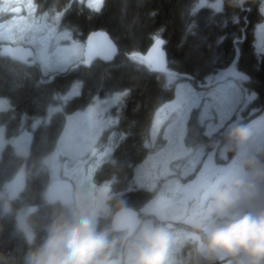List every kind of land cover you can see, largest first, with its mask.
Segmentation results:
<instances>
[{
    "label": "trees",
    "instance_id": "trees-1",
    "mask_svg": "<svg viewBox=\"0 0 264 264\" xmlns=\"http://www.w3.org/2000/svg\"><path fill=\"white\" fill-rule=\"evenodd\" d=\"M198 1L104 0L101 8L96 10L89 7L86 0H34L35 15L38 21L44 20L47 27L57 26V31L68 32L83 44L91 32L104 30L120 50L110 63L99 59L89 67L79 63V68L64 75L58 73L51 83L45 80L49 74L43 77L37 68L0 54V97L11 104L10 110L0 113V122L6 127L8 136L14 137L18 133L15 125L21 117L30 122L32 118L46 115L48 109L58 103L52 90L55 94L61 92L73 81H79L83 86L81 96L69 101L62 112L52 114L50 127L41 126L36 131L29 157L17 155L9 146L1 158L0 167L6 173L12 170L11 178L26 166L27 174L33 180L29 184V195L25 196L27 200L21 206L36 208L29 223L36 244L46 235L44 229L53 214L61 210V204L46 201L48 171L42 164L45 153L51 150L49 144H54L56 135L64 127L68 111L76 108L81 100L88 103L90 96L92 100L95 95L106 96L110 89L128 92L120 105V127L125 136L92 173V181L103 185L115 177L113 190L122 192L128 206L136 210L157 196L158 190L135 188V168L152 151L148 142L155 114L160 106L175 97L176 85L169 83V74L156 72L143 59L132 56L136 52L146 53L155 40H164L170 70L179 74L178 81L191 80L198 90L213 89L209 84L219 79L225 68L234 62L238 48L241 70L249 79H228H236L250 96L240 118L241 125L264 111V55L259 56L255 46V26L264 21V7L259 9L258 0H248L241 10L231 6L229 0H223V3L218 0L222 5L214 10L207 6L196 8ZM180 74H190L195 79ZM194 122L193 119L188 124V134H191ZM205 126L198 122L199 138L191 140L188 137L186 142L191 145L209 143L210 138L202 135L206 133ZM181 227L191 231L187 226ZM178 242V247L173 246L176 259L182 264H192L195 258L191 239ZM28 247L15 213L0 211L3 264H23Z\"/></svg>",
    "mask_w": 264,
    "mask_h": 264
},
{
    "label": "rangeland",
    "instance_id": "rangeland-1",
    "mask_svg": "<svg viewBox=\"0 0 264 264\" xmlns=\"http://www.w3.org/2000/svg\"><path fill=\"white\" fill-rule=\"evenodd\" d=\"M103 1L86 0L87 5L96 10L101 8ZM220 5L222 4L218 0H199L196 8L207 6L215 10ZM260 6L264 7V2ZM14 8H21V13H12ZM35 13L34 0H0V42L26 43L36 47V59L41 63L40 71L43 73L63 72L80 62L84 57L85 44L68 32L57 31V26L47 27L44 20L38 21ZM255 31L256 53L263 56L264 21L257 23ZM168 79L170 84L176 85L175 97L160 106L155 114L148 142L153 151L136 165L134 182L137 188L150 184V188L158 190V195L141 211L155 218L157 215H165L173 246L178 247L179 240L189 239V232L182 230L176 223L187 224L186 219L191 209L207 188L215 180L236 170L235 154L224 165H217L216 157L221 152L216 155L217 150L208 152L204 147L193 149L186 144L184 134L190 111L194 106L203 105L204 108L196 119L204 120L206 132L214 134L224 129L227 132L233 123L238 125L241 121L243 114L242 110L238 112V107L242 105L244 110L250 96L246 95L243 86L236 79H227L211 90H198L191 80L178 81L176 75L169 74ZM110 90L106 96L95 95L93 100L90 96L88 103L81 100L76 108L65 115V125L56 135L54 144H49L51 150L45 153L43 159L42 164L48 171L45 184L72 182L75 197L82 189H91L94 194L103 190L105 184H95L92 173L125 136L120 127V105L128 92ZM82 93V83L73 81L71 86L65 87L55 97L60 103L51 106L46 115L32 118L30 122L21 117L15 125L19 134L16 137L7 136L6 127L1 121L0 162L9 146L17 155L29 157L36 131L41 126L50 127L52 114L62 112L68 101ZM10 109V101L0 97V113ZM245 126L253 133V143L264 146V111ZM108 132L110 133L105 140ZM179 173L183 178L177 177L180 176ZM12 193V183L0 190L1 197L6 200ZM176 208L182 211H175ZM22 220L24 217L20 214V221ZM20 226L29 241L34 232L29 224L20 223ZM175 264H182L176 256Z\"/></svg>",
    "mask_w": 264,
    "mask_h": 264
},
{
    "label": "clouds",
    "instance_id": "clouds-1",
    "mask_svg": "<svg viewBox=\"0 0 264 264\" xmlns=\"http://www.w3.org/2000/svg\"><path fill=\"white\" fill-rule=\"evenodd\" d=\"M229 2L244 10L248 0ZM222 144L235 154L236 170L215 180L186 219L192 264H264V146L243 125L231 127ZM115 183L113 177L99 194L82 189L61 202L42 242L32 234L23 264H175L167 217L142 219Z\"/></svg>",
    "mask_w": 264,
    "mask_h": 264
},
{
    "label": "water",
    "instance_id": "water-1",
    "mask_svg": "<svg viewBox=\"0 0 264 264\" xmlns=\"http://www.w3.org/2000/svg\"><path fill=\"white\" fill-rule=\"evenodd\" d=\"M21 8H15L13 13H20ZM165 42L162 38H159L153 42L151 47L146 53L136 52L133 53V57L143 59L147 62L154 71L165 74H176V71L170 70L169 62L167 57V51L165 49ZM0 53L2 57H11L15 60H28L33 56V50L23 45H12V44H0ZM119 47L116 42L111 38L108 32L104 30H95L91 32L87 37V43L84 52V60L81 65L89 67L92 62L100 59L104 62H112L119 55ZM240 50L237 48V57L234 62L225 70L223 75L209 86L217 85L227 78L233 77L243 81L249 79V76L244 72H241L235 68L236 63L239 59ZM180 76L194 80V77L190 74H180ZM252 97H255L253 94ZM26 179L24 171H20L14 182V194L20 193L25 187ZM74 198V186L71 182L58 181L51 184L47 191L48 203L52 201L56 204L65 201H73ZM136 211V210H135ZM139 215L140 212L136 211Z\"/></svg>",
    "mask_w": 264,
    "mask_h": 264
},
{
    "label": "flooded vegetation",
    "instance_id": "flooded-vegetation-1",
    "mask_svg": "<svg viewBox=\"0 0 264 264\" xmlns=\"http://www.w3.org/2000/svg\"><path fill=\"white\" fill-rule=\"evenodd\" d=\"M261 1L262 0H258V5H259V7H260V3H261ZM246 22H248V21H246ZM86 43H87V40L85 41V47H86ZM21 45H23V46H25V47H29V48H31L32 50H33V56L32 57H30L28 60H24V59H20V60H17V61H19V62H21V63H24V64H28L29 66H32V67H34V68H37V70L43 75V77L45 76L44 74H49V77L48 78H45V80H46V82L47 83H51V82H53L54 80H55V78L57 77V75H58V73H62V75H64V74H66V72L67 73H70L71 71H74V70H76L77 68H79V63H81L83 60H84V57H83V59L80 61V62H78V63H76L75 65H73V66H71L68 70H66V71H63V72H57V71H55V72H48V73H43L42 71H40V64L41 63H39L38 61H37V59H36V47H34V46H32V45H30V44H26V43H21ZM1 52V51H0ZM1 54V53H0ZM4 58H11V57H4ZM11 59H13V58H11ZM15 60V59H14ZM100 60V59H99ZM240 60V59H239ZM234 61V60H233ZM93 63V62H92ZM232 64V62L225 68V70L230 66ZM169 68H170V66H169ZM235 68L237 69V70H239V71H242L241 70V65L239 64V61H237V63H236V66H235ZM243 72V71H242ZM171 75H176V74H171ZM176 76H178V75H176ZM53 91V96H55V97H57L58 95H59V92H57L56 91V94H55V90H52ZM82 91H83V86H82ZM56 99V98H55ZM57 100V99H56ZM69 102V101H68ZM68 102H67V104H68ZM60 102L58 101V103L57 104H59ZM56 104V105H57ZM62 104L63 105H66V103L65 102H62ZM239 106V105H238ZM242 105H240L238 108H240L239 110H238V112H240V110H242L241 111V114H244V112H245V109L243 110V107H241ZM203 105H202V107L201 106H199V107H193L192 109H191V111H190V114H189V116H188V118H187V121H186V131H185V134H184V138H185V141H187V138L189 137L191 140H193V139H197V138H199V134L197 133V123L198 122H202V123H204V124H206L205 122H204V120L203 121H199L198 119H196V117H197V115L199 114V113H201L202 112V110H203ZM198 110H199V112H198ZM55 113H57V112H55ZM55 113H53V114H55ZM194 119V123H193V126H191V134H188V124L190 123V121L191 120H193ZM238 125H241V121L238 123ZM235 126H237V124H234L233 123V125H231L230 126V128L231 127H235ZM243 126H245V125H243ZM205 128H206V126H205ZM225 129L224 130H222V131H220V132H217V133H214V134H208L207 132L205 133V134H202V135H204V136H207L208 138H210V139H208L209 140V143H207V144H195V145H191V144H188L187 142H186V144L187 145H189L190 146V148H193V149H197V148H200V147H204L205 148V150L206 151H208V152H211V151H213L214 152V150H217V152L215 153L216 155L219 153V152H221V155L220 156H217L216 157V159H217V161H216V164L217 165H224L225 164V161H228L229 160V157L230 156H232L234 153H231V152H226L224 149H223V144H222V140H223V137L226 135V133L227 132H225ZM17 135H19L18 133L17 134H15V136L14 137H16ZM8 136V135H7ZM19 138V137H18ZM212 138V139H211ZM34 140V139H33ZM32 147V146H31ZM150 148H151V146H150ZM151 150L153 151V149L151 148ZM151 151V152H152ZM31 152V151H30ZM1 163V162H0ZM24 171V175H25V179H26V183H25V187H24V189L20 192V193H17V194H14V182H15V179H16V177L18 176V174L20 173V171ZM12 171V170H11ZM11 171H9V172H5V171H3V167H0V179H1V182H0V190H2V188L4 187V186H6L7 184H13V193H12V196H11V199H10V197L6 200L3 196L1 197V194H0V204H1V207H0V211H9L10 213L12 212H14L15 213V215H16V219H17V221H18V224H19V226H20V223H23L24 225H27V224H29L30 223V216L36 211V208L35 207H33V206H28V207H25V208H22V206H21V204L23 203V202H25L27 199H26V195H29V184H31L32 182H33V180L28 176V174H27V171H26V166H24L23 168H20L16 173H15V175L14 176H12V178H11ZM179 175H180V173H179ZM177 177H179V178H183V176H177ZM157 177H155V179H156ZM163 179H165L166 180V178H163ZM166 184H168V181H166ZM49 186L50 185H48V188H49ZM74 186V185H73ZM48 188H47V191H48ZM135 188H137V187H135ZM142 188H146V189H150V190H157V189H152V188H150V184H146V186H142V187H138L137 189H142ZM134 189V188H133ZM158 195V194H157ZM74 198H75V188H74ZM46 201L48 202V200H47V193H46ZM151 202V201H150ZM150 202H148V203H150ZM10 204V209L9 210H5V204ZM59 203V202H58ZM147 203V204H148ZM48 204H50V203H48ZM57 204V203H56ZM59 204H61V203H59ZM146 204V205H147ZM145 205V206H146ZM144 206V207H145ZM144 207H141L140 209H134V210H136V211H139L140 212V217L142 218V219H149V218H151V219H153L154 218V220L156 219L155 217H153V215H151V214H145L144 212H142L141 211V209L142 208H144ZM133 209V208H132ZM20 214H22L23 215V217H24V220H22V221H20ZM176 225L178 226V227H180L181 228V226H183V225H185V226H187V227H189L187 224H177L176 223ZM30 226V225H29ZM21 227V226H20ZM22 229V228H21ZM182 230H184L183 228H182ZM187 232V231H186ZM190 239V238H189Z\"/></svg>",
    "mask_w": 264,
    "mask_h": 264
},
{
    "label": "bare ground",
    "instance_id": "bare-ground-1",
    "mask_svg": "<svg viewBox=\"0 0 264 264\" xmlns=\"http://www.w3.org/2000/svg\"><path fill=\"white\" fill-rule=\"evenodd\" d=\"M259 9H261V6L259 7ZM237 41H239V40H236V42H237ZM194 79H195V77H194Z\"/></svg>",
    "mask_w": 264,
    "mask_h": 264
}]
</instances>
